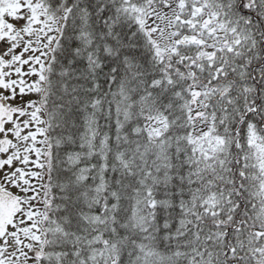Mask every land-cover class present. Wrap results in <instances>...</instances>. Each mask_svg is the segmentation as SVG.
Returning a JSON list of instances; mask_svg holds the SVG:
<instances>
[{
    "label": "snow or ice",
    "instance_id": "snow-or-ice-1",
    "mask_svg": "<svg viewBox=\"0 0 264 264\" xmlns=\"http://www.w3.org/2000/svg\"><path fill=\"white\" fill-rule=\"evenodd\" d=\"M0 264H264V0H0Z\"/></svg>",
    "mask_w": 264,
    "mask_h": 264
}]
</instances>
